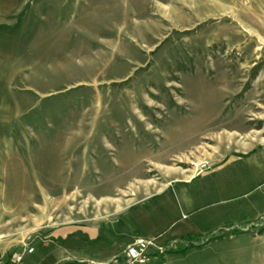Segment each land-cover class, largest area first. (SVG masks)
Wrapping results in <instances>:
<instances>
[{
    "label": "rangeland",
    "instance_id": "rangeland-1",
    "mask_svg": "<svg viewBox=\"0 0 264 264\" xmlns=\"http://www.w3.org/2000/svg\"><path fill=\"white\" fill-rule=\"evenodd\" d=\"M0 118V254L197 176L164 264H264V0H0Z\"/></svg>",
    "mask_w": 264,
    "mask_h": 264
},
{
    "label": "crops",
    "instance_id": "crops-1",
    "mask_svg": "<svg viewBox=\"0 0 264 264\" xmlns=\"http://www.w3.org/2000/svg\"><path fill=\"white\" fill-rule=\"evenodd\" d=\"M243 155L258 161L264 155V143ZM196 177L177 180L161 194L126 208L111 221L54 229L49 238L56 248V263L78 259L92 264H110L137 238L157 239L161 244H176L183 250L188 246L186 239L196 233L192 219L202 202L201 197L191 194L190 190ZM168 262L169 259L166 264Z\"/></svg>",
    "mask_w": 264,
    "mask_h": 264
},
{
    "label": "built area",
    "instance_id": "built-area-1",
    "mask_svg": "<svg viewBox=\"0 0 264 264\" xmlns=\"http://www.w3.org/2000/svg\"><path fill=\"white\" fill-rule=\"evenodd\" d=\"M206 166L202 165L201 170ZM200 170L198 171V173ZM167 248L156 240L135 239L123 253L127 264H164ZM35 248L24 244L20 251L10 255L0 254V264H26V258L33 256ZM116 263V260H114Z\"/></svg>",
    "mask_w": 264,
    "mask_h": 264
},
{
    "label": "trees",
    "instance_id": "trees-1",
    "mask_svg": "<svg viewBox=\"0 0 264 264\" xmlns=\"http://www.w3.org/2000/svg\"><path fill=\"white\" fill-rule=\"evenodd\" d=\"M190 240H193L192 238H188V239H186V241H190Z\"/></svg>",
    "mask_w": 264,
    "mask_h": 264
}]
</instances>
